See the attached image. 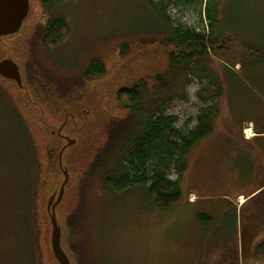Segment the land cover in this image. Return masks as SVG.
<instances>
[{"label":"rangeland","instance_id":"374dc122","mask_svg":"<svg viewBox=\"0 0 264 264\" xmlns=\"http://www.w3.org/2000/svg\"><path fill=\"white\" fill-rule=\"evenodd\" d=\"M34 4L36 13L25 23L33 40L24 59L27 76L14 52L16 43L23 44L22 32L0 39V50L8 47L0 55L6 56L9 49L13 55V51L29 92L41 103L45 101L46 110L51 103L56 106L52 109L57 113L49 114L53 121L61 110H69L78 114L81 126L82 108L99 107L92 109L95 119L86 128L69 124L65 130L78 138L63 156L69 168L76 156L91 149L110 122L120 117L116 93L121 86L144 91L140 92L144 108L150 111L162 102L169 104L164 112L176 116V127L184 132L195 128L199 115L214 106L213 130L190 151L188 169L181 179L182 200L171 210L156 207L142 186L120 192L105 189L98 169L109 171L118 166V159L105 162V154L98 160L95 172L82 183V210H77L79 239L91 263L264 264V133H258L264 131V0H222L220 5V16L229 24L223 25L229 31L225 35H237L241 42L259 50L258 56L250 57L243 49L229 59L210 55L199 62L202 71H190V75L178 72L176 78L169 76L171 68L165 57L145 51L151 52L153 47L141 38L151 39L160 30L157 13L145 0H59L51 4L34 0ZM202 14L169 8L175 23L189 27H198L203 20L207 28L204 11ZM56 18L67 22L68 33L51 49L40 41L39 33ZM123 44L130 45L134 57L121 54ZM95 60L103 61L107 72L87 76L81 93L77 92L78 99L49 100L27 80L34 64L56 87L78 84ZM154 88L164 94L155 101L156 106H150ZM11 95L8 81L0 76V264H46L42 221L48 217L46 201L63 179L58 155L65 140L55 131V123L45 122L40 109L29 106L34 126L56 152L48 163L52 172L42 202L45 165L25 123H30L28 113ZM249 127L253 135L247 134ZM178 177L171 168L169 178ZM58 212L61 219L60 206ZM200 214L209 216L207 223Z\"/></svg>","mask_w":264,"mask_h":264},{"label":"trees","instance_id":"16d2710c","mask_svg":"<svg viewBox=\"0 0 264 264\" xmlns=\"http://www.w3.org/2000/svg\"><path fill=\"white\" fill-rule=\"evenodd\" d=\"M56 1L59 0H43L44 4H51ZM145 2L152 8V11L157 13L160 23V30L154 32L151 39L141 38L143 42L153 47L151 52L146 48L145 51L149 54L151 53L150 55L153 57L163 56L166 58V62L171 68L169 71L171 78H176L178 72L190 75V71H202L199 62L205 61L210 55L229 59L228 56L237 53L236 50L240 52V49H243L250 57L259 55V50L252 45L247 46L241 42L237 39V35H225L229 31H227V28L226 30L223 29V25L227 22L224 15L223 18H221L222 15L220 16L222 0H145ZM170 7H177L180 11L197 10L201 16L203 15L202 11H204L205 18L209 24L207 28L204 26L203 20L200 21L198 27L177 24L169 15ZM27 24L24 25L22 30V46L20 43L15 44L16 55L21 59L25 76H27V69L24 66V59L27 58L26 55L31 50L33 41L28 33ZM226 25L228 26L229 24ZM67 33V22L63 18H56L42 26L39 33L41 37L39 38L48 48L56 49ZM146 40H149V42ZM131 51L130 45L123 44L121 46V54L127 53L134 57ZM242 56L244 55L242 54ZM130 61L133 62L134 59L132 58ZM34 66L32 64V68H30L31 79L26 78L29 83H34L35 86H38L42 93L49 97V100L52 97H60L59 99H61V97L71 98V96L74 99L78 95L77 92L81 93L80 86L88 80L87 76L92 73L104 75L107 72L106 64L101 60H95L88 67L82 79L78 81V84L75 83L74 85L60 88L59 86H54L53 81L46 80L44 73L41 76L34 69ZM205 76L208 77L207 75ZM160 88L152 90L154 95L150 106L153 104L156 106L157 102L155 101L162 98L164 93L162 94ZM161 89L164 90L163 87ZM9 90L12 98L26 109L28 113L30 123L27 120L25 123L28 132H30L29 135L35 146L34 148L35 150L38 149V155L40 154V159L45 165V169H42L44 181L40 186L43 202L47 195V185L52 172L48 163L54 160L56 152L48 145L41 134L42 132L40 131L39 133L34 126L32 115L28 109V102L24 98L22 99L15 88L9 86ZM140 92L144 93L140 88L130 86H122L117 90L116 97L122 111L120 117L114 118L110 122L97 137L91 149L76 156L72 168H70L71 178L66 188L64 200L60 205V214L62 216L61 222L64 226L63 246L70 254L73 264L91 263L89 254L79 239L81 236L79 230L81 218L80 215H77V210L78 213L82 210L80 207L82 187L84 186V184L82 186V183H85V180L95 172L94 169L99 159L105 154V162L112 158L118 159V166H114L113 169L109 171L98 169L99 173L97 174L100 175L101 183L105 189L111 192H120L134 186H142L156 207L162 210H171L178 206L182 200L181 179L184 172L188 169L190 151L198 141L213 130L212 120L214 113L212 108L214 106L204 110L199 115L198 125L195 128L184 132L176 127L178 118L173 115H167L164 112V108L169 104L166 103L165 105V102H162L154 111H150L149 108L145 109ZM76 99H78V96ZM43 102L45 103V101ZM171 168L176 169L179 176L177 180L169 178ZM263 192L264 190L261 193ZM199 217L206 223L210 219L209 216H203L202 214ZM42 226L44 229L41 231L44 232L45 236L42 250L45 261H47L46 264H58L51 252L48 240L51 230L48 217H44ZM69 238L72 243L71 246H69Z\"/></svg>","mask_w":264,"mask_h":264},{"label":"water","instance_id":"95a60500","mask_svg":"<svg viewBox=\"0 0 264 264\" xmlns=\"http://www.w3.org/2000/svg\"><path fill=\"white\" fill-rule=\"evenodd\" d=\"M33 3L34 0H0V39L15 37L22 32L26 21H28L31 16ZM5 51H8V47H6V50L5 48H2L0 54L2 52L5 53ZM12 54L13 55L10 54L9 49L6 56H3L4 54L0 55L1 57L3 56L0 58V76L7 81L13 82L19 92L21 94L22 92L24 93L22 96L28 102L29 106L40 109L42 112L41 117L45 119V122L55 123V131L58 136L65 140L58 155V166L62 171L63 179L59 186H57V184L55 185L46 201V214L51 224L49 244L54 258L57 260L58 264H73L71 256L63 246V225L58 211L59 206L66 195V188L71 178L70 168L68 165L64 164L63 156L69 147L77 144L78 138L75 136L71 137L68 133H65V130L69 124H72L80 130L86 128L90 122L92 123L94 121L95 114H93L94 112L92 109L97 106L91 105L89 108H82L83 123L81 126L78 122V114L70 112L69 110H62L59 112L58 120L53 121V118L51 119L50 115L53 116L57 113V111L54 112L52 109L56 106L51 103V106L46 110L45 103H41L39 98H34L32 93L28 90L27 83L21 70L20 61L15 57L13 51ZM84 102L85 99L83 98L81 104ZM97 108L99 109V107ZM101 115L103 116V114ZM41 117L39 115V118Z\"/></svg>","mask_w":264,"mask_h":264},{"label":"flooded vegetation","instance_id":"af4514ba","mask_svg":"<svg viewBox=\"0 0 264 264\" xmlns=\"http://www.w3.org/2000/svg\"><path fill=\"white\" fill-rule=\"evenodd\" d=\"M35 4L33 3V6H32V9H31V16L33 15V14H35L36 12H35ZM30 16V17H31ZM30 19V18H29ZM15 52V54H16V51H14ZM7 81V80H6ZM8 83H9V86L11 87V88H15V90L17 91V93H19V95L22 97V98H24L23 96H22V94L19 92V90L15 87V85L13 84V82H11V81H8ZM55 98V97H54ZM60 98V97H59ZM67 98V99H66ZM60 100H62V99H60ZM65 100H69V97H65ZM68 102V101H67ZM69 104V103H68ZM71 104V103H70ZM57 105H59V104H57ZM71 106V105H70ZM61 107H63V106H61ZM58 108V107H57ZM69 109H71L70 107H69ZM62 111V110H61Z\"/></svg>","mask_w":264,"mask_h":264},{"label":"bare ground","instance_id":"6f19581e","mask_svg":"<svg viewBox=\"0 0 264 264\" xmlns=\"http://www.w3.org/2000/svg\"><path fill=\"white\" fill-rule=\"evenodd\" d=\"M247 134L248 135H253V129L252 128H247Z\"/></svg>","mask_w":264,"mask_h":264},{"label":"crops","instance_id":"0c3cea01","mask_svg":"<svg viewBox=\"0 0 264 264\" xmlns=\"http://www.w3.org/2000/svg\"><path fill=\"white\" fill-rule=\"evenodd\" d=\"M258 133H259V134H262V133H264V131H263V132H258ZM254 134L256 135L257 132H255ZM254 137H255V136H254ZM254 137H253V138H254ZM240 196H242V194H240ZM243 196H244V195H243Z\"/></svg>","mask_w":264,"mask_h":264}]
</instances>
